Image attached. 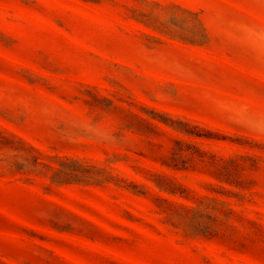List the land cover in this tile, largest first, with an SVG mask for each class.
<instances>
[{"label":"rangeland","instance_id":"rangeland-1","mask_svg":"<svg viewBox=\"0 0 264 264\" xmlns=\"http://www.w3.org/2000/svg\"><path fill=\"white\" fill-rule=\"evenodd\" d=\"M0 264H264V0H0Z\"/></svg>","mask_w":264,"mask_h":264}]
</instances>
